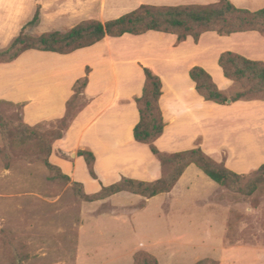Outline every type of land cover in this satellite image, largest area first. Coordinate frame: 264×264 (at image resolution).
<instances>
[{
    "label": "crops",
    "instance_id": "crops-1",
    "mask_svg": "<svg viewBox=\"0 0 264 264\" xmlns=\"http://www.w3.org/2000/svg\"><path fill=\"white\" fill-rule=\"evenodd\" d=\"M228 1L251 12L264 8V0ZM215 3V0H103L90 13L93 16L83 20L104 23L141 5ZM1 8L0 5V15ZM8 28L0 20V45L6 47L0 51L10 47L23 26L12 33H8ZM224 52L264 62V35L255 31L231 35L206 32L198 41L188 37L179 42L175 35L150 31L138 36L105 37L66 55L29 50L12 62L0 64V102L19 105L23 121L30 126L56 122L65 115L75 82L87 76L88 83L81 94L83 106L63 137L54 143L50 162L71 182L82 184L87 194L97 193L102 186L114 184L123 177L151 182L162 176L160 164L147 145L133 139V129L139 121L135 99L142 95L143 69L148 68L162 82L159 106L165 127L155 141L159 151L177 153L200 145L208 156L222 158L224 152L219 163L228 169H234L239 162L257 169L260 164L256 161L260 158L250 157L249 153L264 152V101L229 103V106L207 102L197 94L189 77L194 66L209 73L208 61L218 66ZM224 79L222 87L227 88L232 82ZM241 146L248 160L239 154ZM79 150H89L95 156L96 179L90 177L84 159L77 154ZM191 166L194 165L186 168L173 189L163 194L171 196ZM151 199H147L149 203Z\"/></svg>",
    "mask_w": 264,
    "mask_h": 264
},
{
    "label": "rangeland",
    "instance_id": "rangeland-1",
    "mask_svg": "<svg viewBox=\"0 0 264 264\" xmlns=\"http://www.w3.org/2000/svg\"><path fill=\"white\" fill-rule=\"evenodd\" d=\"M100 2L0 0V20L9 25L8 33L23 26L25 36L37 40L92 17ZM38 6V22L26 26ZM5 48L0 45V50ZM208 68L227 96L242 91L230 82L222 87L226 80L216 62L208 61ZM258 100L264 101V95L249 101ZM22 125L21 107L0 102V264H134V255L142 252L159 264H196L204 259L264 264V183L256 184L250 177L256 168L245 162L229 168L246 176L234 188L218 186L191 166L171 196L160 194L149 203L120 193L109 200L84 202L71 183L53 178L45 155L21 138ZM57 126L58 121L30 127L52 135ZM242 150L241 146L239 154L248 160ZM221 155L224 158V152ZM249 156L260 158L256 164L264 163V152L251 151ZM209 157L222 161L218 155ZM160 167L163 175L170 171L169 165Z\"/></svg>",
    "mask_w": 264,
    "mask_h": 264
},
{
    "label": "trees",
    "instance_id": "trees-1",
    "mask_svg": "<svg viewBox=\"0 0 264 264\" xmlns=\"http://www.w3.org/2000/svg\"><path fill=\"white\" fill-rule=\"evenodd\" d=\"M215 1V4L207 6L141 5L119 18L104 23L95 19L83 20L66 32L46 33L37 40L25 36L23 28L10 47L0 51V64L12 62L29 50L66 55L90 47L105 37L119 38L125 34L138 36L150 31L175 35L179 42L188 37L198 41L206 32L231 35L255 31L264 35V8L251 12L235 7L228 0ZM39 9L40 6L37 7L33 19L26 26H34L38 22ZM218 66L224 77L238 84L242 91L233 96H227L217 87L208 72L199 66H194L189 71V77L195 84L197 94L203 100L226 105L238 101H249L256 96L264 95V62L250 60L233 52H224L218 59ZM143 70L145 83L142 95L135 99L139 121L133 129V139L136 143L147 145L161 166H170V171L165 175L162 174L159 179L145 182L123 177L114 184L102 186L97 193L87 194L82 184L71 182L59 167L50 163L54 143L63 137L83 106L80 100L88 83L87 76L77 80L73 85V95L66 104L65 115L58 120V126L52 135L36 132L23 121L21 130L18 131L21 138L32 141L36 145V149L45 155L44 162L53 174V178L67 184L71 183L78 197L84 202L104 201L119 193H128L145 199L169 193L190 165L197 167L220 187L234 188L241 179L246 178L244 174H237L223 163L213 160L200 147L177 153H163L157 149L155 141L162 136L165 127L159 106L162 82L150 69ZM8 136H12L11 131L8 132ZM77 154L84 159L90 177L96 179L93 153L89 150H79ZM250 177L256 184L264 183V164L254 170ZM134 264L159 263L153 256L142 252L134 255ZM196 264L217 263L204 259Z\"/></svg>",
    "mask_w": 264,
    "mask_h": 264
}]
</instances>
